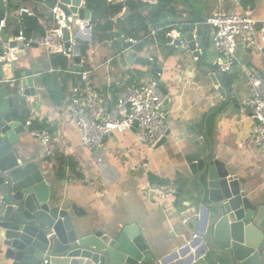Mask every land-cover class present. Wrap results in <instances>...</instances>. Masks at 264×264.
I'll return each instance as SVG.
<instances>
[{
    "label": "crops",
    "instance_id": "1",
    "mask_svg": "<svg viewBox=\"0 0 264 264\" xmlns=\"http://www.w3.org/2000/svg\"><path fill=\"white\" fill-rule=\"evenodd\" d=\"M111 1H124L125 8L128 7L127 0ZM14 2L19 9H14V13L10 10L13 15L8 18L6 28L7 31L12 30V34L14 30L22 28L23 23L26 29L25 17L34 15L36 4L40 3L36 0ZM9 4L8 11L11 9ZM23 6L33 14L23 16L20 11ZM165 8L166 20H161V15L160 24L157 25L170 29L188 21H192L195 27V23L219 11L250 13L258 19L264 18V0H169ZM10 18L13 20L10 21ZM174 18H178L177 22L170 21ZM37 19L42 30L31 31L44 33L46 28L54 25L51 13L41 12ZM119 19L126 18L121 15ZM152 26L149 24L148 30ZM203 29L205 33L209 30L206 26ZM93 31L92 28L86 39L82 37L80 42L88 46L87 56L82 57L87 60V67L93 69L95 89L117 90L130 83L148 80L154 76L155 69L148 57L153 56L160 63L156 69L163 73L161 88L166 97L163 109L168 113V131H171V135L167 144L154 151H149L133 130L106 137L102 148L85 149L73 120L65 110L72 85L78 80V76L71 72L77 63L76 58L52 53L43 46L33 44L24 49L26 56L15 60V69L6 65L4 71L6 78H18L19 86L22 73L30 72L34 79L36 95L18 99L20 102H16L11 109L15 119L26 127V132L21 135V143L15 149L21 151L22 159L37 161L43 167L53 198L76 203L87 211L86 219L105 229L114 231L127 223L137 222L156 255L172 256L189 238L187 221L197 214L195 209H188L193 203L188 192L195 183V176L182 158V152L194 153L195 147L192 144L186 146L187 140L206 136L212 140L215 158L225 162L234 174L245 178L251 195L264 204V151L254 136L256 120L249 115L242 117L240 113V106L250 95L242 65L232 69V72H239V79L233 91L228 93L230 98L225 99L193 58L189 60L184 57L178 48L167 44L165 37H159L158 46L145 41L125 51V38L128 36L117 33L115 39L106 41L110 42L106 44L93 39ZM117 38L120 42H116ZM104 45H109L108 49L113 48L116 52L110 54ZM172 47L176 48L173 53ZM210 48L212 50V45ZM211 53L215 59L214 51ZM238 54L244 65L264 75L262 53L240 45ZM112 57L114 59L108 63ZM44 74L57 77L63 93L59 103L53 101L50 89L43 84ZM5 86L12 92L19 89V86L12 89L9 83ZM233 98L236 99L235 103ZM27 120H32L28 127L25 125ZM42 128L53 135L52 148L57 151L56 157H42L41 142L32 134L34 129ZM66 148L69 149L67 154L64 152ZM58 155L70 159L74 167L70 166L69 161L61 163ZM148 183L173 186L177 194L154 201L145 196ZM38 260L32 253L23 262L0 256V264H35ZM174 261H169V264Z\"/></svg>",
    "mask_w": 264,
    "mask_h": 264
},
{
    "label": "water",
    "instance_id": "2",
    "mask_svg": "<svg viewBox=\"0 0 264 264\" xmlns=\"http://www.w3.org/2000/svg\"><path fill=\"white\" fill-rule=\"evenodd\" d=\"M60 1L71 4L70 9L61 5L67 14L78 13L80 19H91L88 8H79L81 0ZM5 10L0 0V20ZM129 12L126 7L122 18ZM22 15L28 13L23 11ZM165 18L163 12L161 20ZM191 24L184 23L182 35L174 41V46L187 59L193 58L204 75L212 79L220 95L229 99L228 93L233 89L222 86L224 75L208 53L212 52L211 31L205 33L203 26L191 27ZM64 33L68 48L69 30L65 28ZM18 34V29L13 31V36ZM10 45L21 46L22 42L10 41ZM3 53L0 47V56ZM26 55L25 50L16 53L17 58ZM75 60L80 62L79 57ZM4 78L0 59V256L23 262L30 253L36 259L48 255L51 264H169L173 258L176 261L171 264H264V204L251 195L245 178L215 158L209 137H191L186 146L192 144L196 151L182 152L195 176L188 192L193 203L188 209H195L197 214L187 221L189 238L174 255L158 256L137 222L112 231L86 219L87 211L76 203L53 198L43 167L37 161L22 159L21 151L15 149L26 127L15 119L11 109L20 102L18 99L36 95L34 79L30 72L22 73L20 85L24 91L16 93L5 86L1 81ZM232 101L235 103L236 99ZM132 130L136 132L135 127ZM170 135L168 131L157 148L167 144Z\"/></svg>",
    "mask_w": 264,
    "mask_h": 264
},
{
    "label": "built area",
    "instance_id": "3",
    "mask_svg": "<svg viewBox=\"0 0 264 264\" xmlns=\"http://www.w3.org/2000/svg\"><path fill=\"white\" fill-rule=\"evenodd\" d=\"M47 0H41L46 3ZM110 1V0H108ZM145 2L158 3L159 0H144ZM9 0H3V7L6 9L3 18L0 20V47L4 53L0 56L3 67L12 66L17 59L16 53L24 50L33 44L43 46L52 53H60L67 57H79L80 62L74 64L71 71L77 76L80 75L75 84L72 85L69 102L66 105V113L69 116L80 135V143L87 150L102 148L106 137L136 128L139 141L144 144L149 151H154L160 141L169 130L167 122V112L163 105L166 100L161 88V78L163 73L158 67V62L153 56L148 60L155 65L154 76L148 80L134 82L113 90L95 89L92 82L93 69L87 67V60L82 57L78 47L81 45L80 39H86L91 32L93 24L91 19H80L78 13H69L62 8L65 5L68 9L71 4L62 3L56 0L51 8V17L54 25L46 28L44 33L31 31L26 33L25 27L18 28L19 34L5 41L2 35L7 28L9 11ZM86 1L81 0L80 7H85ZM21 13L26 11L33 14L27 7H21ZM122 13L111 18L116 22ZM184 24H177L175 28L166 26H152L148 33L140 38L126 37L125 51L132 46L151 41L156 46L159 45V37L167 39L168 45H174V41L181 37L180 27ZM206 26L213 38L212 50L215 52V62L219 65L223 75L232 72L236 65H242L248 79L250 95L240 106L242 117L249 115L256 120L254 129L255 139L264 151V75L257 69L244 65L239 57L238 48L240 45L260 52L264 56V18L258 19L250 13L224 12L219 11L212 16L195 23L197 26ZM178 26H180L178 28ZM70 33V47H66L64 40V29ZM90 36V34H89ZM79 39V40H78ZM88 40V39H87ZM10 41H21V46H11ZM86 41V40H85ZM114 57L107 62L110 63ZM79 66V70L77 69ZM3 83H9L12 89H17L18 78H4ZM24 87L19 86L18 93H23ZM32 120H27L28 127ZM32 134L37 137L42 145V157H56L57 151L52 148L53 135L48 129H34ZM66 154L69 149L64 151ZM177 190L170 185L148 183L145 196L148 198H169L175 197ZM160 203V202H159ZM36 264H51L48 255L39 259Z\"/></svg>",
    "mask_w": 264,
    "mask_h": 264
},
{
    "label": "trees",
    "instance_id": "4",
    "mask_svg": "<svg viewBox=\"0 0 264 264\" xmlns=\"http://www.w3.org/2000/svg\"><path fill=\"white\" fill-rule=\"evenodd\" d=\"M36 1L40 3L36 4L34 15L25 17L26 33H29L31 29L42 30L41 26L38 23V15L41 14V12L44 14L51 13V8L56 3V0H47L46 3H42L41 0ZM85 1L86 7L91 11L92 14L91 21L94 30L93 39L105 42L114 40L117 36V33H119L120 36L126 35L129 37L140 38V36H143L148 31L149 24H152L154 26H156L157 23L160 24V16L163 12L166 11L165 6L167 5L169 0H159V3L155 5L145 3L142 0H127V6L130 9L129 15L126 17V19H118L116 22H113L111 18L123 12L125 8L124 1ZM9 3V7L11 6L10 8H12L13 10L19 9V6L15 4L14 0H9ZM174 12L176 14V11ZM184 23H192V21L183 22V24ZM190 26L193 27L192 24ZM179 27L180 26H178V28ZM119 38L116 39V42H120ZM175 49V47H172L171 53H173ZM79 50L81 52V55L87 56V44H81L79 46ZM62 58L65 59L64 57ZM238 77L239 72H231L230 74H225L221 79V84L226 89H233L234 84L239 79ZM42 79L43 84L50 89V95L53 101L59 103L60 99L63 97V93L57 77L55 75L44 74L42 76ZM57 159H59L63 164L69 161L70 166L72 168L74 167L72 161L64 156L58 155Z\"/></svg>",
    "mask_w": 264,
    "mask_h": 264
},
{
    "label": "rangeland",
    "instance_id": "5",
    "mask_svg": "<svg viewBox=\"0 0 264 264\" xmlns=\"http://www.w3.org/2000/svg\"><path fill=\"white\" fill-rule=\"evenodd\" d=\"M10 10H11L12 13H14V10H13L12 8L9 9V17L13 15V14L10 12ZM12 20H13V19L10 18V21H12ZM11 31H12V30H8V31L5 30V31H4V35H3V36H4L5 40L10 39V37L13 35V34L11 33ZM78 40H79V39H78ZM80 40H81V39H80ZM99 42H100V43H104V41H100V40H99ZM105 42H106V41H105ZM212 42H213V38H212L211 41H210V45H212ZM106 44H110V42H106ZM104 46H105V50H106V51L110 50V54H114V53L116 52L115 49H113V48H109V49H108V47H110L109 45H107V46L104 45ZM92 48H93V47H92ZM208 53H210V55H212V53H211L210 51H209ZM214 54H215V52H214ZM211 57H212V56H211ZM13 91H15V92L17 93V90H13ZM244 101H245V100H244ZM243 103H244V102H243Z\"/></svg>",
    "mask_w": 264,
    "mask_h": 264
},
{
    "label": "bare ground",
    "instance_id": "6",
    "mask_svg": "<svg viewBox=\"0 0 264 264\" xmlns=\"http://www.w3.org/2000/svg\"><path fill=\"white\" fill-rule=\"evenodd\" d=\"M174 259V258H173Z\"/></svg>",
    "mask_w": 264,
    "mask_h": 264
}]
</instances>
